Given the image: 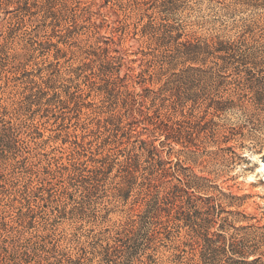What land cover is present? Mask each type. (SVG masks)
<instances>
[{"label":"rangeland","instance_id":"rangeland-1","mask_svg":"<svg viewBox=\"0 0 264 264\" xmlns=\"http://www.w3.org/2000/svg\"><path fill=\"white\" fill-rule=\"evenodd\" d=\"M264 0H0V264H264Z\"/></svg>","mask_w":264,"mask_h":264},{"label":"trees","instance_id":"trees-1","mask_svg":"<svg viewBox=\"0 0 264 264\" xmlns=\"http://www.w3.org/2000/svg\"><path fill=\"white\" fill-rule=\"evenodd\" d=\"M257 259H253V260H249V261H246L245 259L242 261V263H245V264H253L254 262H256Z\"/></svg>","mask_w":264,"mask_h":264},{"label":"bare ground","instance_id":"bare-ground-1","mask_svg":"<svg viewBox=\"0 0 264 264\" xmlns=\"http://www.w3.org/2000/svg\"><path fill=\"white\" fill-rule=\"evenodd\" d=\"M261 164L264 166V162H261Z\"/></svg>","mask_w":264,"mask_h":264}]
</instances>
